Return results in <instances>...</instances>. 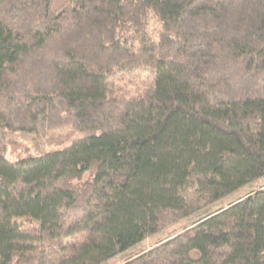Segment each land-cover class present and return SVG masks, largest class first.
<instances>
[{
	"label": "trees",
	"instance_id": "1",
	"mask_svg": "<svg viewBox=\"0 0 264 264\" xmlns=\"http://www.w3.org/2000/svg\"><path fill=\"white\" fill-rule=\"evenodd\" d=\"M263 178L264 0H0V264H264Z\"/></svg>",
	"mask_w": 264,
	"mask_h": 264
},
{
	"label": "rangeland",
	"instance_id": "2",
	"mask_svg": "<svg viewBox=\"0 0 264 264\" xmlns=\"http://www.w3.org/2000/svg\"><path fill=\"white\" fill-rule=\"evenodd\" d=\"M127 83H123L122 85H126ZM23 144V143H22ZM27 144H23L22 146H12V145H9L8 147V156L14 158L13 156L15 157H18V156H22L23 154H25V150H27ZM257 187H262L264 186V178L262 180H260V182L256 185ZM256 186H252L250 188H243L241 190H239L238 192H236L235 194L227 197L226 199L222 200V201H219L217 202L216 204L212 205L209 207V210L210 211H215L217 209H220V208H224V207H227L231 201L233 199H236L238 197H242V196H246L247 194L251 193L254 191V188ZM156 238L155 239H148L140 249H142L143 247H149L151 244L155 243L156 242ZM139 249V248H138ZM138 249L136 251H138Z\"/></svg>",
	"mask_w": 264,
	"mask_h": 264
}]
</instances>
